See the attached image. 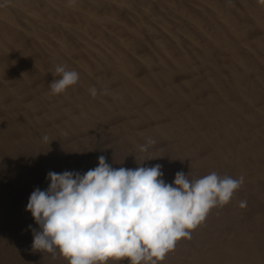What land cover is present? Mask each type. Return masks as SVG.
I'll list each match as a JSON object with an SVG mask.
<instances>
[{
    "label": "bare ground",
    "instance_id": "6f19581e",
    "mask_svg": "<svg viewBox=\"0 0 264 264\" xmlns=\"http://www.w3.org/2000/svg\"><path fill=\"white\" fill-rule=\"evenodd\" d=\"M139 1L145 5L142 14L146 17L152 16L156 25L145 22L139 11H134L137 8L134 9V4L129 0H75L74 4H70L69 0H10L5 7L0 8L1 221H7L6 212L13 205L15 209L17 202L22 200L20 193H12L8 186L15 181L22 184L25 182L29 171L26 167L35 160L37 154L29 157L28 164L23 160L19 161L20 145H13L15 140L10 139L15 138L11 135L29 134L30 129L42 133V123L58 118L56 116L60 115L57 111L59 107H64L63 114L70 120L65 129L86 132L89 130L90 134L92 133L91 140H98L99 137L96 135L99 129L97 131L93 128L95 124L102 123L105 118L117 119L114 117L117 114L114 115L115 112L137 114L139 120L135 121V124L148 120L155 121L152 124L154 125L160 119L170 117L172 125L168 127L157 124L148 132L138 130L127 133L125 138L128 145L139 149L140 146L148 144L149 139L173 140L195 133L192 137L196 144L194 148L204 146L205 143H214L209 145L215 147L216 155H213V159L216 160H207L206 164H215L220 158L222 164L229 165L230 174L233 168L232 176L235 179L242 176L243 166L241 167L240 163L246 160L245 165L250 169L247 171L252 172L255 177L258 176L257 181L264 186V77L261 74L258 76L263 86L262 91L257 88V82L254 80L258 74L256 70L262 68L264 71V54L262 60L260 59L262 67L254 66L249 58L251 51L244 46V40L242 41V38L247 40L250 36L264 32V5L259 4L258 0H237L238 5L233 4L235 6L227 2L231 5H228V10L225 0ZM167 6L175 8L180 15L189 19L185 22L191 25L192 30H188L190 26L187 24L188 28L184 25L182 37L187 45H190V50L184 43L182 47V37L174 35L172 27L166 21L156 17L155 14L159 13L154 12V8L163 14L162 10H166ZM241 8L244 9L241 11ZM178 18L173 21L176 23ZM252 20L254 25H250ZM176 26L173 27L177 30L179 23ZM189 31H192V34ZM157 33L166 37L162 36L152 46L149 40L145 42V39H151ZM260 37L256 43L264 50V36L261 39ZM57 65L77 71L79 81L64 93L53 95L49 92L40 95L38 100H30L36 95L37 91L33 87L38 83L47 80L44 84L46 86L53 79L60 78L55 74ZM189 74L192 79L185 80ZM200 74L202 79L197 80L196 77ZM92 87L98 90L95 98L90 95L89 90ZM101 93H104L105 97L100 95ZM197 93L206 95L203 105L192 104L187 111L184 103L191 102V97ZM43 102L52 106V109L43 106ZM117 103H122V106ZM45 109L47 112L44 116H36ZM174 110L176 114L184 110L185 113L180 114L184 117L176 118L173 115ZM195 112L200 115L198 119L194 117ZM255 124L260 125L256 126L259 129L252 128L251 125ZM203 126H206L208 131L203 132ZM33 168L35 169L34 165ZM30 194L27 192L24 197L27 198ZM237 217L235 215L232 219ZM31 236L33 237V234L29 237ZM240 238L238 239L243 241ZM246 238L245 241L248 240ZM209 255L213 263L218 260L214 252ZM50 256L53 257L51 254ZM249 259L254 264H264L258 254L249 253Z\"/></svg>",
    "mask_w": 264,
    "mask_h": 264
},
{
    "label": "rangeland",
    "instance_id": "374dc122",
    "mask_svg": "<svg viewBox=\"0 0 264 264\" xmlns=\"http://www.w3.org/2000/svg\"><path fill=\"white\" fill-rule=\"evenodd\" d=\"M129 1H131V3L134 4V7H133V5H132V7L134 9L137 8L134 11L135 12L139 11L140 16H143L142 19H144L145 22H147L149 25H151L152 23L155 24L154 23L155 20H154V18H152V16L147 15V17H146L142 14L141 11H142L143 6L145 8V5L143 4L142 1L135 0L134 3H133V0H129ZM136 1H138V2H136ZM234 1L231 0L230 3H232V5L233 4L238 5V1L237 0H234ZM236 1H237V3H236ZM225 2H226L227 9L230 10L229 6H231V5L229 3H227L228 0H225ZM175 3H177V2H175ZM175 6L173 5V7H175ZM233 6H235V5H233ZM173 7H170V6L165 7L166 10L165 9H164V11L162 10L163 14H161L159 12V10L156 8H154V12L159 13V15L155 14L156 17L158 16L159 18H162L164 21H166L168 23L169 26L172 27L171 31L174 35L182 37L183 31H184V28H182V27L184 25H185V28H188L190 26V28L188 30H190V29L192 30V28H191V25L189 23L185 22L186 20L189 21V19L184 18L182 15H180L179 11ZM242 9H244V8H241L240 10L242 11ZM166 14H167V16H166ZM168 15H170V16H168ZM207 15H209V14H207ZM174 16H175V18L181 17L182 19L178 18L176 20V23H175V21H173V20H175ZM167 17H169V18H167ZM146 18L149 21L146 20ZM181 21H182V23H181ZM251 22L252 23L250 25H254V21L252 20ZM174 23H175V25H174ZM178 23H179V27H177ZM180 24H182V25L180 26ZM186 24L188 27L186 26ZM257 25H259V23ZM173 26L174 27L176 26L179 29V31H178V29L176 30V28H174ZM152 27L154 28V26H152ZM180 27H181V29H180ZM262 28H264V26H262ZM173 29H175L177 32ZM173 31H175V32H173ZM180 31H182V32H180ZM178 32H179V34H178ZM193 32H195V31L193 30ZM190 33L192 34V31ZM159 35H160V33H159ZM159 35L157 33L154 36V37H157L158 39L153 37L151 39H147V40L145 39V42L147 43L150 41L149 42L151 44L150 46H152L158 40H160V38H162V36H163V38L166 37L162 34H161V36H159ZM260 36H262V37H260ZM263 36H264V32L261 34H258V35L256 34V35L250 36L247 40H246V38L245 39L242 38V41L244 40V42H243L244 46H247L251 51L249 58H250V61L253 62L252 64L254 66L258 65L259 67H262L261 66V64H262L261 60H262V56L264 54V50L261 48V45H258L256 42L259 39V37L261 39V38H263ZM181 42H182V45H183V43L186 44L185 46L188 48V50H190L189 49L190 45L189 46L187 45V42L184 40V37L181 38ZM182 47H184V45ZM183 50H184V48H183ZM144 53L147 54L148 52H144ZM144 53H142V54H144ZM140 56H142V55L140 54ZM253 72H255V70ZM256 72L258 74L256 75L257 78H255L254 80L257 82L256 83L257 88L260 91H262L263 86L261 83V79H259L260 80V82H259L258 76L261 74L264 77V71L262 70V68H259L258 70H256ZM201 74L198 75L199 77L198 76L196 77L197 80L202 79ZM193 76H196V75H193ZM191 77L192 76L189 74L185 80H190V79H192ZM46 82H47V80L46 81L44 80V81L38 83L35 87H33L34 89H36L37 92H36V95H34L30 100H32V99L38 100L40 98V95H43L45 93L50 92L49 91L50 90L49 85L47 84L46 85L47 87L44 85V84H46ZM207 91H210V90H207ZM202 93H204V92H202ZM202 93H197L194 95V97H191V102L184 103V108H186V110L189 111L192 104L193 105H196V104L203 105V103H204L203 98H205L206 95H203ZM200 94H202V95L199 96ZM100 95L105 97L104 93H101ZM41 104L43 106L45 105L44 102ZM117 105L122 106V103L121 104L117 103ZM45 106L48 109H52V106L50 107V105H45ZM38 109H39V111H41L40 106L38 107ZM57 111L60 112V115L58 114L56 116L58 118H52V119H50L48 121H44L42 123V125H41L42 126V133H38L35 129H33V130L30 129L29 131L31 133H29V134L19 133V134L11 135L12 138H15V139H10L12 141L15 140V143H13V145H15V144L20 145L19 157H18V158H20L19 161L23 160L28 164L29 163L28 159H29V157H31L32 154L34 155V153H37L38 156L36 154V156L34 158L35 160H32V162H30V165H27L26 168H27V171L28 170L29 171H28V176L25 178V182L22 184V182L20 183V182L15 181L8 186V188L10 187L9 191H12V193H17V194L20 193L19 196H20V198H22V200L18 201L19 203L17 202V205H15V209H14V207H13L14 205H13L11 207V209H9V211L6 212V220L7 221H5V220L1 221L2 219L0 218V225H1V227H0V230H1L0 231V237H1V239H0V242H1L0 243V264H60V263L61 264H68L67 259H65L61 255H59L58 252H57L55 258H53L52 256H50L51 253L40 252V251L37 252V251L33 250V248H32L33 237L32 236L29 237L30 234L31 235L33 234L32 231H30V229H29V225H31L33 229H34V227H36L37 230H38V226L35 224L32 216H31V213L26 211V205L28 203L29 197L27 196V198H25L24 194H26L27 192L32 193L33 190H35L37 186H38L37 188H40V186H41V190H44V188L47 189V187L49 185V181L46 179V177H47V174L49 171H54L57 173H62L64 171H74V172H80L81 174H83L86 171H88L89 169H93L96 166H98V158H99V156L103 155L107 159H109V161L111 163L109 161H107V162L114 168H119V167H123V166L126 168H136L138 166V164H140V163H142L144 166H149V167L154 166L155 164H160L163 166L161 169V171L163 172L162 178L165 180L166 183L169 182V184H171L174 181V177H175V174L177 172H184L186 175H188V178L192 181H195L201 177H204V176H206L212 172H216L220 177L230 176L233 178V176H232L233 175V168L231 169L232 174H230L228 171V170H230L229 165L222 164L220 158H219L218 162H216L215 164L213 163L214 160H216V158L213 159V155H216V153H214L215 147L213 148V146H210L209 144L213 145L214 143H205L206 145L202 144L204 146H200L199 148H194V145H196V144H194L192 137L195 136V133H190V134H187L185 136L183 135V136L178 137V138L176 137L173 140H164V139L156 140L155 144L150 145L146 152H141L140 148L139 149H135V148L133 149L130 145H128V143H127L128 140L125 138L127 133L131 134L132 132H137L138 130L148 132L149 130L152 129V127H154L157 124H159L163 127H168V126L172 125L170 117H164V118L160 119L159 121H157V124H154V125H152V124L155 121L154 122L153 121L148 122V120H146L144 123L140 122L138 124H135V121L139 120V117L137 114H135V113L121 114L120 112H115L114 115L116 113L118 114V115L116 114V116H114V117H117V119L116 118L113 119V117L109 118V119L105 118V119H103L104 121L102 120L103 122L99 121L102 123L95 124V127H93V128L95 130L99 129V133H96V135H99V137H98V140H91L90 136L92 133L90 134L89 130H87V132H86L85 130H73V129L68 130V129H65L70 120H68L67 115L65 116V114H63L64 113V107L57 108ZM45 112H47L46 109H45V111L43 110L39 115H36V116L42 117L45 115ZM167 113H168V111H167ZM183 113H185L184 110L177 112V114H176V110L173 111V115H175V117L178 119H180V117H184V116L180 115ZM61 114H63L64 117ZM130 115H132V116H130ZM121 116H123V117L121 118ZM198 116H200V115L196 114V112H195L194 117H196L198 119ZM105 117H107V116H105ZM101 124H102V126H101ZM104 125H106V126H104ZM251 126H252V128H255V129H259L257 127H260L259 124H257V125L255 124L254 126L253 125H251ZM202 131L203 132L208 131L206 126H203ZM101 133H103V134H101ZM45 135L48 136V138H49L48 141L43 140ZM41 140H43V141H41ZM58 140H59V142H58ZM187 141H188V143H187ZM189 141H190V143H189ZM51 142H52V144H51ZM245 144H248V143L245 142ZM208 147H211V148H208ZM32 148L35 150V152H34V150H32ZM173 153H175V154H173ZM174 155H176V156L174 157ZM165 156H167V157H165ZM172 156L174 157V159ZM92 157H93V159H92ZM147 159H149V160H147ZM212 159H213L212 164H210V163L206 164L205 163V161L212 160ZM167 162L170 164H168ZM34 163H36V164H34ZM240 164H241V167L243 166L241 169H242V176L244 178V182H243L242 186L239 188V190H236L235 194L233 193L234 196L231 197V199H230L231 201L227 202L225 206H224V204H220L222 206L217 204L216 205L217 207L216 206L212 207L208 211V213L206 214V216L203 220L204 222L201 221L193 229H186V231H188L190 233V237H182L181 239H179L175 243V247L172 250H170L169 253L168 252L166 253L164 260L157 261V264H158V262H163L164 264L165 263L171 264L173 260H174V263H172V264H186V263L187 264H212L213 260L209 259V256H210L209 254L213 253V252L215 253L216 257L218 256L217 257L218 260L214 261L213 264H254L250 260L251 258L249 259V253L254 254V255L258 254L264 261V202H263L264 201V186H262L257 181L256 178L258 176L255 177V176H253L252 172L247 171L250 169H248L249 167H247L245 165L246 160L244 162L242 161ZM33 165L35 166L36 170L33 168ZM41 168H43V169H41ZM243 172H244V174H243ZM36 174H39V175H36ZM32 177H33V179H32ZM27 178H28V181H27ZM169 178H170V180H169ZM239 178L240 177H235V179H239ZM33 180H34V182H36V184L33 182ZM30 182H32V183H30ZM15 183H19V185L15 184ZM259 185H261L262 188H260ZM25 187H26V189H24ZM16 190H18V192H15ZM237 191H239V192H237ZM244 191H246V192H244ZM241 202H246L245 206L242 207ZM228 203H232V204H228ZM18 210H20V211H18ZM224 212H226V213H224ZM14 214H16L17 216ZM233 215L234 216L236 215V217L239 216L240 218L237 217V218H235V220H233L234 219ZM224 216L226 218H224ZM220 217H223V218L220 219ZM12 218H13V220H12ZM229 219H230V221H229ZM231 221L233 224L231 223ZM198 225H200V226H198ZM202 234H204V235H202ZM239 235H241V236L243 235V237H241ZM248 236L250 237V240H249ZM240 237L243 239V241H240L238 239ZM245 238H246V240L247 239L248 240L245 241L244 240ZM228 240H230L231 242ZM194 242H195V244H194ZM252 244L254 245V248H253ZM194 245H197V246H194ZM230 245H232V246H230ZM244 246H246V247H244ZM209 247H211V248H209ZM250 247H252V248H250ZM232 250H233V252H232ZM172 252H174L175 255H174V253H173V255H171ZM177 253H178V255H177ZM217 253H219V254H217ZM245 255H248V256L245 257ZM37 256L40 258H37ZM172 256H174V258ZM189 256H190V260H188ZM200 256H201V258H200ZM236 256L239 258L237 259ZM198 258L200 260L202 259V261H199ZM115 263L116 264H127V263L129 264V261L127 258H123L121 260H115L114 258H112V259L107 260L106 262H99V264H115ZM141 264H144V262L143 263L141 262Z\"/></svg>",
    "mask_w": 264,
    "mask_h": 264
},
{
    "label": "clouds",
    "instance_id": "9594fccd",
    "mask_svg": "<svg viewBox=\"0 0 264 264\" xmlns=\"http://www.w3.org/2000/svg\"><path fill=\"white\" fill-rule=\"evenodd\" d=\"M8 3L0 0V8ZM258 3L264 5V0ZM55 74L60 78L49 84L53 95L79 81V73L64 65H57ZM89 91L93 98L98 94L95 87ZM152 144L155 141L149 139L140 151L146 152ZM161 169L160 164L142 163L136 168H114L101 155L98 166L83 174L49 171L47 189L33 190L26 205L38 226L37 230L29 225L33 250L51 253L53 258L58 252L68 264H96L112 258L157 264L179 239L190 237L186 229L195 228L212 207L229 202L244 182L243 176L220 177L216 172L192 181L177 172L169 184Z\"/></svg>",
    "mask_w": 264,
    "mask_h": 264
}]
</instances>
